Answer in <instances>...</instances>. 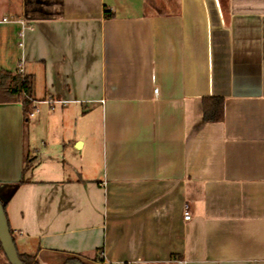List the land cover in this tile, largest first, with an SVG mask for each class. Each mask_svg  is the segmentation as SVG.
I'll return each mask as SVG.
<instances>
[{"label": "crops", "instance_id": "1", "mask_svg": "<svg viewBox=\"0 0 264 264\" xmlns=\"http://www.w3.org/2000/svg\"><path fill=\"white\" fill-rule=\"evenodd\" d=\"M20 61L42 106L0 102L18 252L264 264V0H0V71ZM205 96L222 121L202 120Z\"/></svg>", "mask_w": 264, "mask_h": 264}, {"label": "trees", "instance_id": "2", "mask_svg": "<svg viewBox=\"0 0 264 264\" xmlns=\"http://www.w3.org/2000/svg\"><path fill=\"white\" fill-rule=\"evenodd\" d=\"M31 78L27 75L13 74L9 70L0 71V102L18 100L23 108V117L28 119L32 109ZM202 120L204 122H220L224 118V98L221 96H205L202 98ZM5 212V203L3 204ZM8 222V221H7ZM9 225V224H8ZM11 231V230H10ZM11 235L13 237L12 231ZM14 241V237H13ZM0 264H10L3 253L0 244ZM17 255L22 264H40L35 253H20ZM62 264H90L79 256H71ZM91 264H102V259L96 255Z\"/></svg>", "mask_w": 264, "mask_h": 264}, {"label": "water", "instance_id": "3", "mask_svg": "<svg viewBox=\"0 0 264 264\" xmlns=\"http://www.w3.org/2000/svg\"><path fill=\"white\" fill-rule=\"evenodd\" d=\"M6 202L0 198V244L4 255L10 264H22L18 255L11 231L4 212L3 204Z\"/></svg>", "mask_w": 264, "mask_h": 264}, {"label": "rangeland", "instance_id": "4", "mask_svg": "<svg viewBox=\"0 0 264 264\" xmlns=\"http://www.w3.org/2000/svg\"><path fill=\"white\" fill-rule=\"evenodd\" d=\"M45 105V104H44ZM48 105V109L49 110H53L54 108H56L57 107V105H55V107H51L49 104H47ZM39 106V110H40V107L42 106V105H38ZM58 108V107H57ZM55 110V109H54ZM94 113H96V115L94 116L95 117V120H96V124L97 123H99V117H100V113L99 112H94ZM30 121H28V122H26L25 124H27L26 126H29L30 124H31V122L29 123ZM98 132V129H97V126H96V133ZM103 132V131H102ZM34 139H35V144H36V146H37V148L38 147H42V146H44V145H42L41 144V140H45V135H44V130H43V127H39L38 126V128H37V130H36V134H35V137H34ZM53 151V150H52ZM52 154V156H56V159H59V160H64V162H65V164L66 165H69L68 164V162L71 164L72 163V161H75V158L72 160L71 158H69V159H67V157L65 156L64 158L62 157L63 155H62V151H60V150H58V149H55V151L54 152H52L51 153ZM58 156V157H57ZM73 158V157H72ZM37 160L38 161H41V160H43L44 162H43V164H42V168L43 167H46L48 164H47V160L45 159L44 160V156L42 155V154H39V156H37ZM28 164V166L29 165H31L32 163H30V160H29V162L27 163ZM27 175H28V173H27ZM2 254H1V251H0V256H1ZM83 260L85 261V262H87V263H92V259H86V258H83ZM50 262H53V263H51V264H59V261L58 260H55V261H50Z\"/></svg>", "mask_w": 264, "mask_h": 264}, {"label": "built area", "instance_id": "5", "mask_svg": "<svg viewBox=\"0 0 264 264\" xmlns=\"http://www.w3.org/2000/svg\"><path fill=\"white\" fill-rule=\"evenodd\" d=\"M3 20H6V18H3ZM18 73H19L20 75H22V76L24 75V74H23L22 61H20V63H19V70H18ZM46 102H47V104H49L52 108L54 107V101H53V100H49V99H48ZM55 102L60 103V104H65L67 101H65V100H57V101H55ZM38 113H39V108H38V107H33L32 110L28 112V118H34ZM183 218H184L185 220H188V219L190 218V215H189V213H188L187 210L184 212V214H183Z\"/></svg>", "mask_w": 264, "mask_h": 264}]
</instances>
